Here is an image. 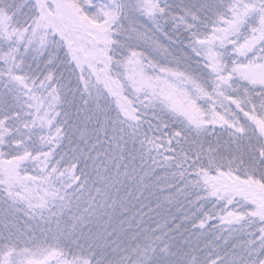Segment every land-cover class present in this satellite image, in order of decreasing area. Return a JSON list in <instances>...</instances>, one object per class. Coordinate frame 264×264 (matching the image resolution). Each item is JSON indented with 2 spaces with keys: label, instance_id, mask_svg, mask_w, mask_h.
<instances>
[{
  "label": "snow or ice",
  "instance_id": "1",
  "mask_svg": "<svg viewBox=\"0 0 264 264\" xmlns=\"http://www.w3.org/2000/svg\"><path fill=\"white\" fill-rule=\"evenodd\" d=\"M0 264H264V0H0Z\"/></svg>",
  "mask_w": 264,
  "mask_h": 264
}]
</instances>
